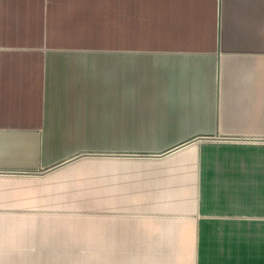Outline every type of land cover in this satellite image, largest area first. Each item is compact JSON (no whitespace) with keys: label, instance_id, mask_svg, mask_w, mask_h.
Instances as JSON below:
<instances>
[{"label":"crops","instance_id":"1","mask_svg":"<svg viewBox=\"0 0 264 264\" xmlns=\"http://www.w3.org/2000/svg\"><path fill=\"white\" fill-rule=\"evenodd\" d=\"M254 138L264 0H0V264H264ZM85 150L149 155L40 171ZM83 159L99 214L57 205Z\"/></svg>","mask_w":264,"mask_h":264},{"label":"rangeland","instance_id":"2","mask_svg":"<svg viewBox=\"0 0 264 264\" xmlns=\"http://www.w3.org/2000/svg\"><path fill=\"white\" fill-rule=\"evenodd\" d=\"M125 134L129 130H132L133 123L124 122ZM136 125V124H135ZM116 132L110 133L108 143L112 148L127 149L132 148L134 140L130 138H119L116 137ZM94 146L91 149H102V140L100 137H94L89 140ZM141 140H137L140 143ZM106 149V147H105ZM111 149V148H110ZM89 166V167H85ZM100 159H83L78 163L61 169L53 175H60V177L70 178L67 183H63L59 188L61 191H56L58 195L62 196V199L66 200L57 204L61 210H77V211H93L99 214L100 211V198L94 196L97 194L96 190H99V183L101 178L100 173ZM91 191L93 196H91ZM82 196H76L75 194L80 193ZM50 194L51 192H47ZM78 195V194H77ZM70 196V197H67Z\"/></svg>","mask_w":264,"mask_h":264},{"label":"water","instance_id":"3","mask_svg":"<svg viewBox=\"0 0 264 264\" xmlns=\"http://www.w3.org/2000/svg\"><path fill=\"white\" fill-rule=\"evenodd\" d=\"M219 138L217 135H200L197 136L194 139L191 140H186L185 142H181L180 144L166 150V151H170L172 149H175L177 147H181L183 145H187L188 143H191L193 141L199 140V139H217ZM250 141H264V138H254V139H248ZM163 153V152H161ZM101 155H130V156H135V155H149V153L147 152H101V151H90V150H85L82 152H79L77 154H74L56 164H54L53 166L45 169V170H40V171H51V170H55L57 168L63 167L77 159H80L82 157H86V156H101ZM156 155H158V153H156ZM0 172H18V173H33L30 170H0Z\"/></svg>","mask_w":264,"mask_h":264}]
</instances>
